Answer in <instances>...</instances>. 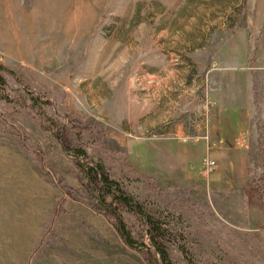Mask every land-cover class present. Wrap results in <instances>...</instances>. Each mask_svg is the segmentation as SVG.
Listing matches in <instances>:
<instances>
[{"label": "rangeland", "instance_id": "1", "mask_svg": "<svg viewBox=\"0 0 264 264\" xmlns=\"http://www.w3.org/2000/svg\"><path fill=\"white\" fill-rule=\"evenodd\" d=\"M263 4L0 0V64L23 82L6 76L18 99L0 98V241H26L30 230L25 264H153L142 221L124 215L130 248L96 209L55 133L67 127L72 150L160 221L171 264H264V209L241 201L248 170L264 173V113L255 112L253 148L220 152L204 139L220 126L211 68L264 64L263 19L253 13ZM24 86L45 91L40 111Z\"/></svg>", "mask_w": 264, "mask_h": 264}, {"label": "trees", "instance_id": "2", "mask_svg": "<svg viewBox=\"0 0 264 264\" xmlns=\"http://www.w3.org/2000/svg\"><path fill=\"white\" fill-rule=\"evenodd\" d=\"M9 75L15 77L17 83H23L21 78L16 77L13 70L0 64V98L10 103H16L18 96L15 95V92L9 88L6 82V76ZM23 89L29 97V108L40 111L43 106L41 96H46L45 91L41 90L39 95L37 93L34 95L27 86H24ZM255 104H257V96H255ZM71 124L77 128L75 130L91 131L92 129L95 132H99V130L91 127V125H85L76 119H71ZM55 133L61 141L65 155L71 157L74 164L80 170L82 181L85 188L94 198L96 209L113 224L125 244L130 248H134L137 244L127 228L124 219L125 214H130L137 217L145 226L146 236L152 245V248H149L146 253L152 259V263L171 264L169 255L162 242L165 230L160 221L147 214L143 204L139 200L124 190L120 183L111 179L103 165L92 164L85 150L81 148L72 150L67 127H61ZM258 149L264 158V145L259 144ZM248 175L249 180L246 187L242 190L243 195L241 201H245L248 208L258 207L262 210L264 209V173L257 177L249 169ZM62 190L66 195L72 197V193L66 188L63 187Z\"/></svg>", "mask_w": 264, "mask_h": 264}, {"label": "crops", "instance_id": "3", "mask_svg": "<svg viewBox=\"0 0 264 264\" xmlns=\"http://www.w3.org/2000/svg\"><path fill=\"white\" fill-rule=\"evenodd\" d=\"M253 13L255 17L263 19L264 25V4L263 10L253 11ZM262 36L260 50L264 54V28ZM211 72V75L217 76L210 83V87L214 90V102L217 105L215 114L219 117L220 126L211 132L208 131L204 138L205 141L214 142L216 147H221L218 150L220 152L225 151L228 146H234V149L243 144L245 149L257 146L260 135L257 134L253 121L256 116L255 112L264 113V64L242 67L239 71L236 69L218 71V67L214 66ZM237 72L240 73L236 74ZM255 95L258 96L257 104H255ZM213 177L214 179L211 178L212 183H218L220 178ZM248 180L249 177L248 179L245 177L244 187ZM28 234L29 238L23 242H17L13 237L10 240L9 236H7V241H0V264H25L27 262L28 251L32 247L30 230Z\"/></svg>", "mask_w": 264, "mask_h": 264}, {"label": "built area", "instance_id": "4", "mask_svg": "<svg viewBox=\"0 0 264 264\" xmlns=\"http://www.w3.org/2000/svg\"><path fill=\"white\" fill-rule=\"evenodd\" d=\"M203 170L207 175L213 174L218 169V164L214 160L207 159L204 163Z\"/></svg>", "mask_w": 264, "mask_h": 264}]
</instances>
